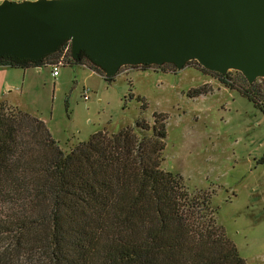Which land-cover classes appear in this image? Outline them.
<instances>
[{"label": "trees", "instance_id": "trees-1", "mask_svg": "<svg viewBox=\"0 0 264 264\" xmlns=\"http://www.w3.org/2000/svg\"><path fill=\"white\" fill-rule=\"evenodd\" d=\"M61 55L0 57V66ZM66 58L105 75L86 55ZM249 85L241 89L259 102L264 93ZM154 116L152 126L100 130L66 151L45 120L1 101L0 264H247L208 198L162 168L167 117Z\"/></svg>", "mask_w": 264, "mask_h": 264}, {"label": "rangeland", "instance_id": "rangeland-1", "mask_svg": "<svg viewBox=\"0 0 264 264\" xmlns=\"http://www.w3.org/2000/svg\"><path fill=\"white\" fill-rule=\"evenodd\" d=\"M91 69L74 63L54 76L49 64L0 66V102L41 117L66 151L97 131L152 126L155 112L166 115L162 168L208 198L247 264H264V95L259 102L246 95L251 87L240 71L222 76L196 60L181 70L123 66L112 82ZM254 84L264 93V78Z\"/></svg>", "mask_w": 264, "mask_h": 264}, {"label": "water", "instance_id": "water-1", "mask_svg": "<svg viewBox=\"0 0 264 264\" xmlns=\"http://www.w3.org/2000/svg\"><path fill=\"white\" fill-rule=\"evenodd\" d=\"M68 42L112 82L123 66L264 78V0H2L0 57L42 63ZM40 67V66H38Z\"/></svg>", "mask_w": 264, "mask_h": 264}, {"label": "built area", "instance_id": "built-area-1", "mask_svg": "<svg viewBox=\"0 0 264 264\" xmlns=\"http://www.w3.org/2000/svg\"><path fill=\"white\" fill-rule=\"evenodd\" d=\"M61 49H62L61 57L57 60V62L50 64L53 67V75L54 76H57L59 74L61 66H65V65H67L69 63L67 61L66 57H67V55L72 53L71 43L68 42ZM90 91H91V89L89 87L85 88L84 89V95L87 97L89 95Z\"/></svg>", "mask_w": 264, "mask_h": 264}, {"label": "crops", "instance_id": "crops-1", "mask_svg": "<svg viewBox=\"0 0 264 264\" xmlns=\"http://www.w3.org/2000/svg\"><path fill=\"white\" fill-rule=\"evenodd\" d=\"M78 64H80L81 66H83V67H90L89 65H87V64H85V63H78ZM2 66H5V65H1V67ZM7 66V65H6ZM65 66H70V67H72L73 66V64H71V63H68L67 65H65ZM91 68V67H90ZM38 69H40V68H38ZM91 71L94 73V72H96V70L95 69H91ZM58 75H60V71H59V74Z\"/></svg>", "mask_w": 264, "mask_h": 264}, {"label": "flooded vegetation", "instance_id": "flooded-vegetation-1", "mask_svg": "<svg viewBox=\"0 0 264 264\" xmlns=\"http://www.w3.org/2000/svg\"><path fill=\"white\" fill-rule=\"evenodd\" d=\"M207 71H208V70H207ZM214 73H216V72H214ZM217 74L222 75V76L226 75V74H220V73H217Z\"/></svg>", "mask_w": 264, "mask_h": 264}]
</instances>
